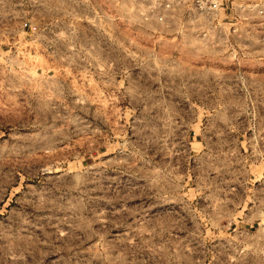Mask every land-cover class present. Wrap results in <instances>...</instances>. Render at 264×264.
<instances>
[{"label":"rangeland","instance_id":"obj_1","mask_svg":"<svg viewBox=\"0 0 264 264\" xmlns=\"http://www.w3.org/2000/svg\"><path fill=\"white\" fill-rule=\"evenodd\" d=\"M231 1L0 0V264H264V0Z\"/></svg>","mask_w":264,"mask_h":264},{"label":"built area","instance_id":"obj_2","mask_svg":"<svg viewBox=\"0 0 264 264\" xmlns=\"http://www.w3.org/2000/svg\"><path fill=\"white\" fill-rule=\"evenodd\" d=\"M231 2V0H194V6L198 17L205 15L211 23L215 20L220 11L223 12L225 18H227L226 15L229 10L228 5H232ZM165 6L166 8H169V4H166Z\"/></svg>","mask_w":264,"mask_h":264}]
</instances>
